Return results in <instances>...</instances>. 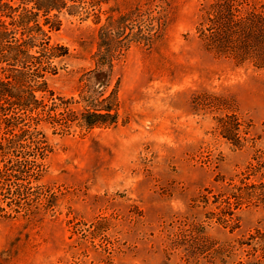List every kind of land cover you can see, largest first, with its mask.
Segmentation results:
<instances>
[{
    "label": "rangeland",
    "instance_id": "1",
    "mask_svg": "<svg viewBox=\"0 0 264 264\" xmlns=\"http://www.w3.org/2000/svg\"><path fill=\"white\" fill-rule=\"evenodd\" d=\"M215 1L59 14L49 38L67 55L45 75L43 155L24 150L39 166L15 168L0 195V264H264V206L228 197L264 153V67L205 48ZM126 13L108 54L100 28ZM137 21L146 41H131ZM93 113L109 116L89 126Z\"/></svg>",
    "mask_w": 264,
    "mask_h": 264
},
{
    "label": "trees",
    "instance_id": "2",
    "mask_svg": "<svg viewBox=\"0 0 264 264\" xmlns=\"http://www.w3.org/2000/svg\"><path fill=\"white\" fill-rule=\"evenodd\" d=\"M105 1L0 0V195L7 188L15 168H27L32 173L34 166H39L35 161L29 162L23 157L26 148L34 149V159L43 155V141L38 137L40 133L36 132L35 126L47 107L45 95H51L47 90L45 75L55 72V59L67 55L65 47L50 43L49 32L54 28V22L62 12L87 14L88 8L98 7ZM131 15L109 16L106 26L100 28V40L110 41V44H106L108 54L113 41L115 44L119 42L116 48L124 47L122 41L117 39L124 35L126 21ZM204 16L198 32L208 51L232 58L238 63L250 61L256 67H264V0H216L208 6ZM40 18L44 21L41 22ZM137 22L141 23L135 27L136 31L130 33L131 41H146L148 38L145 40L141 27L146 23ZM45 27H49V31ZM104 55L99 44L96 54L99 63ZM111 59L112 55L109 61ZM106 116L109 114H89L88 119L93 117L96 121L88 120L86 124L92 126ZM232 121L231 128L226 130L231 137L228 135L226 139L238 145L241 142L239 124L234 118ZM252 160L253 163L247 167L246 177L239 185L230 188L228 197L235 200V206L242 201L264 206V153L255 154ZM251 178L253 182H245ZM16 186L13 196L18 195L21 188Z\"/></svg>",
    "mask_w": 264,
    "mask_h": 264
}]
</instances>
